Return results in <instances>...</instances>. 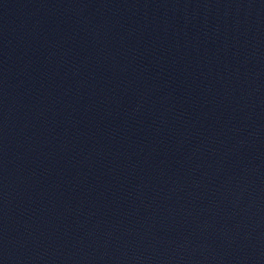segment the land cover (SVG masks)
Returning <instances> with one entry per match:
<instances>
[{"label": "water", "instance_id": "95a60500", "mask_svg": "<svg viewBox=\"0 0 264 264\" xmlns=\"http://www.w3.org/2000/svg\"><path fill=\"white\" fill-rule=\"evenodd\" d=\"M0 264H264V0H0Z\"/></svg>", "mask_w": 264, "mask_h": 264}]
</instances>
